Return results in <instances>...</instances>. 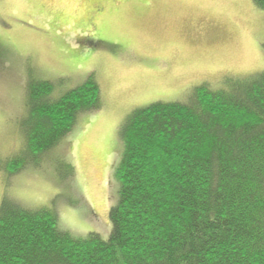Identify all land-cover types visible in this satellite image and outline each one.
I'll return each mask as SVG.
<instances>
[{"label": "trees", "instance_id": "1", "mask_svg": "<svg viewBox=\"0 0 264 264\" xmlns=\"http://www.w3.org/2000/svg\"><path fill=\"white\" fill-rule=\"evenodd\" d=\"M252 2L264 11V0ZM223 80L135 109L120 126L106 240L74 237L54 210L4 195L0 264H264V69ZM62 83L29 76L22 147L1 169L8 180L39 168L80 114L101 108L93 74L54 96Z\"/></svg>", "mask_w": 264, "mask_h": 264}, {"label": "rangeland", "instance_id": "2", "mask_svg": "<svg viewBox=\"0 0 264 264\" xmlns=\"http://www.w3.org/2000/svg\"><path fill=\"white\" fill-rule=\"evenodd\" d=\"M263 47L264 11L252 0H0V202L7 195L52 209L72 236L106 240L126 118L155 102H184L199 85L218 89L226 77L261 72ZM90 74L101 108L80 114L39 168L8 180L1 169L22 147L29 76L63 79L57 96Z\"/></svg>", "mask_w": 264, "mask_h": 264}]
</instances>
